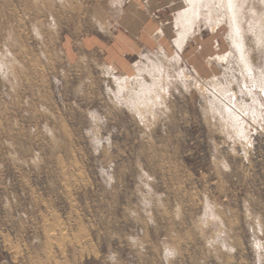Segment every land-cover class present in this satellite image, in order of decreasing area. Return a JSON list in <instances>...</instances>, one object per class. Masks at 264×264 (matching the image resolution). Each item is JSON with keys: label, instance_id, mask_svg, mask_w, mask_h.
<instances>
[{"label": "rangeland", "instance_id": "374dc122", "mask_svg": "<svg viewBox=\"0 0 264 264\" xmlns=\"http://www.w3.org/2000/svg\"><path fill=\"white\" fill-rule=\"evenodd\" d=\"M127 1L0 0V264H264V0H237L252 74L218 0L181 64L187 0L131 71L70 59Z\"/></svg>", "mask_w": 264, "mask_h": 264}, {"label": "crops", "instance_id": "0c3cea01", "mask_svg": "<svg viewBox=\"0 0 264 264\" xmlns=\"http://www.w3.org/2000/svg\"><path fill=\"white\" fill-rule=\"evenodd\" d=\"M180 0H128L111 29L63 43L75 59L82 51L100 54L103 60L129 72L133 61L157 46L162 17L179 8Z\"/></svg>", "mask_w": 264, "mask_h": 264}, {"label": "bare ground", "instance_id": "6f19581e", "mask_svg": "<svg viewBox=\"0 0 264 264\" xmlns=\"http://www.w3.org/2000/svg\"><path fill=\"white\" fill-rule=\"evenodd\" d=\"M211 1L212 0H187V8L177 13L176 26H178L179 29L177 31L176 39L174 40V46L176 47V51L171 58V60L174 63H176V65L181 64L184 61L183 53L189 47L190 40L193 38L191 36L193 35L192 32L195 31L194 26H196L197 24L198 16H201L202 8L207 6ZM218 1L220 2V5L223 7V9H225L226 14L228 15V23L230 24V28H231V31H230L231 32V36H230L231 47L234 45L233 48L237 47L239 49V56L241 57V61L244 67L247 69V71L251 72L252 74L253 73V68L251 66L252 63L250 64V62L246 58V55H245L246 53H244L245 52L244 43H243L244 41L242 40L240 26L238 24V13L237 12L239 11H237V7H238L237 0H218ZM217 29H218L217 26L213 25L212 31L216 32ZM226 56L216 55L213 57V59L220 61V60L226 59L227 58ZM259 87H262V86H259ZM226 112L228 116L230 117L228 120H232V121L238 120L237 123L240 124L239 119H238L239 117H237L236 114H234V112H232L231 109L226 108ZM243 129H242V126H240L241 132H244Z\"/></svg>", "mask_w": 264, "mask_h": 264}]
</instances>
